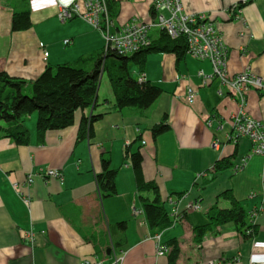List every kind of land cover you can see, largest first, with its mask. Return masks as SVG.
<instances>
[{"label":"crops","instance_id":"0c3cea01","mask_svg":"<svg viewBox=\"0 0 264 264\" xmlns=\"http://www.w3.org/2000/svg\"><path fill=\"white\" fill-rule=\"evenodd\" d=\"M82 1L0 0V71L33 80L48 66L81 58H86L85 67L90 69L104 46L102 32L79 17L65 22L56 17L59 3L76 2L84 11ZM112 1L114 31L154 14L151 0ZM241 1L182 0V6L187 14L203 15L222 36L229 77L250 67L264 81V0H250L235 10ZM24 10L29 11L30 27L13 31L12 14ZM157 35L158 29L150 30V39ZM129 69L134 78L143 74L145 82L161 89L149 108H118L108 78L101 73L94 104L77 110L72 126L47 131L39 143L35 114L28 120L29 144L0 137V264H83L85 260L169 264L168 254L156 253L157 235L164 245L177 240L180 252L175 264H264V155H251L243 169L233 171L251 148L247 138L232 137L230 120L240 110L239 100L219 78L204 84L197 73L210 75L211 64L186 53L181 58L151 53L142 72L131 65ZM187 86L195 90L191 105L186 101ZM244 111L264 128V88L248 90ZM87 114L97 116L92 134L78 139L81 118ZM164 116L168 129L153 138L151 127ZM138 150L143 177L157 185L172 220L161 231L148 226L144 213H133V207L143 209L141 196L154 197L150 191L137 190L129 155ZM233 154L232 165L215 172V163ZM103 157L117 171L116 193L108 197L99 194L96 184ZM47 168L59 170L61 178L41 176ZM29 175L33 180L26 185ZM14 183L20 186L19 193ZM226 190L241 203L252 232L243 235L233 224L211 225L196 242L192 229L209 223V210L215 205L229 207L220 195ZM24 194L31 200L29 207L20 196ZM169 196L175 203L167 200ZM191 203L199 208L187 209ZM123 221L125 227H118ZM27 232L32 233V241L24 236Z\"/></svg>","mask_w":264,"mask_h":264},{"label":"trees","instance_id":"16d2710c","mask_svg":"<svg viewBox=\"0 0 264 264\" xmlns=\"http://www.w3.org/2000/svg\"><path fill=\"white\" fill-rule=\"evenodd\" d=\"M245 3H238L236 8L241 9ZM107 13L113 17L116 4L106 0ZM236 9V10H237ZM28 10L16 11L11 17V29L22 31L30 27ZM186 39L183 35L172 38L163 29L158 35L150 39L147 46L129 54H119L108 49L103 55V49L94 57L93 66L85 67L86 58L72 63H61L46 67L33 80L10 76L0 71V137L10 138L17 145H27L30 134L27 121L36 113V139L43 142L47 131L60 130L70 127L74 123L75 112L91 107L94 104L99 78L105 73L113 92L118 108L135 107L141 110L149 108L160 96L161 89L148 82H139L134 78L129 66L138 68L142 72L147 57L151 53H172L181 58L186 53ZM97 116H83L81 118L77 138L85 139L92 134V123ZM167 116L151 127L153 138L168 129ZM128 154V150L126 151ZM217 161L213 167L215 172L232 165L230 158ZM130 163L138 191H150L154 197L148 200L140 197L148 226L158 231L164 230L172 224L171 218L161 201L159 190L154 182L145 181L142 171V155L140 151L129 155ZM117 171L110 167L108 157L102 158V170L96 175V184L102 197L113 196L116 193L115 178ZM229 201L228 208L213 206L207 213L209 223L194 227L193 239L201 242L204 234L211 225L219 226L233 224L238 232H252L253 226L247 224V214L241 203L226 190L220 194ZM125 222H118V227H125ZM166 245L170 248L168 263L175 264L179 256V245L176 239L169 240Z\"/></svg>","mask_w":264,"mask_h":264},{"label":"built area","instance_id":"2783aa9c","mask_svg":"<svg viewBox=\"0 0 264 264\" xmlns=\"http://www.w3.org/2000/svg\"><path fill=\"white\" fill-rule=\"evenodd\" d=\"M250 0H242L247 3ZM84 11H80V5L76 2L71 4H58L56 17L59 21L65 22L75 17L82 18L94 30H100L104 39L103 55L108 49L114 50L119 54L129 55L145 46L150 42L149 32L151 29H163L172 38L183 35L186 39V54L198 60H207L211 64L212 72L206 75L203 71H198L197 76L206 84L207 80L212 77L219 78L230 92L236 96L240 102V110L231 117V129L233 139L243 137L251 143L249 154L241 156L234 164L233 171L237 172L244 168L247 160L251 155H264V128L260 121L248 117L244 111L246 95L250 88L263 89L264 81L261 77L256 76L247 67L235 76L229 77L227 73L228 50L224 44L220 33L214 28L212 23L205 20V17L187 14L183 10L182 0H151V9L153 16L147 19L132 20L130 23L114 31L113 20L107 13L106 0H83ZM237 5L234 6L236 10ZM240 9H237L239 11ZM264 38V34H263ZM67 40L64 42L66 43ZM43 56L47 57V52L43 50ZM139 82H145V77L141 74ZM195 100V90L191 86L186 88V101L191 105ZM90 116V114H87ZM214 146H216V143ZM43 177L61 178V172L54 168H47L40 172ZM32 176L26 179V185L32 183ZM16 192H20V186L13 184ZM23 203L29 207L31 200L24 194L20 195ZM167 200L175 203L169 196ZM187 209H198V203L188 204ZM177 213L176 209H174ZM135 216L143 214V209L133 207ZM255 213L251 216L254 217ZM176 222V221H175ZM30 241L33 240L32 233L24 234ZM156 253L159 256L168 254L169 248L161 244L159 236H156ZM83 264H97L90 260H85ZM100 264V263H98Z\"/></svg>","mask_w":264,"mask_h":264},{"label":"rangeland","instance_id":"374dc122","mask_svg":"<svg viewBox=\"0 0 264 264\" xmlns=\"http://www.w3.org/2000/svg\"><path fill=\"white\" fill-rule=\"evenodd\" d=\"M35 114H36V113H33L31 116H33V115L35 116ZM31 116H30V117H31ZM28 124H29V121L27 122V125H28Z\"/></svg>","mask_w":264,"mask_h":264},{"label":"bare ground","instance_id":"6f19581e","mask_svg":"<svg viewBox=\"0 0 264 264\" xmlns=\"http://www.w3.org/2000/svg\"><path fill=\"white\" fill-rule=\"evenodd\" d=\"M159 30V29H158Z\"/></svg>","mask_w":264,"mask_h":264}]
</instances>
